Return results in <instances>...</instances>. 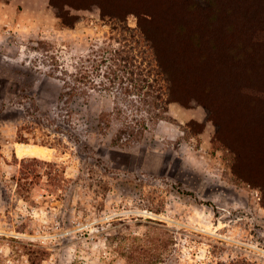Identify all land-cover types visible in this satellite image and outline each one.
Instances as JSON below:
<instances>
[{"label":"rangeland","instance_id":"obj_1","mask_svg":"<svg viewBox=\"0 0 264 264\" xmlns=\"http://www.w3.org/2000/svg\"><path fill=\"white\" fill-rule=\"evenodd\" d=\"M162 1L158 20L120 21L97 3L0 0V264H264V131L241 108L235 14L228 0ZM132 29L173 75L169 104L191 114L168 110L120 147L96 118L130 100L110 54L88 104L64 103L61 77L80 61L91 69L101 47L135 43Z\"/></svg>","mask_w":264,"mask_h":264},{"label":"trees","instance_id":"obj_2","mask_svg":"<svg viewBox=\"0 0 264 264\" xmlns=\"http://www.w3.org/2000/svg\"><path fill=\"white\" fill-rule=\"evenodd\" d=\"M51 1L60 8L64 4L81 8L88 3H97L104 17L120 21H124L123 14L125 12L142 13L150 21L160 19L153 9L155 7L153 1L155 0H147L145 4L140 6L141 11L139 12H136L137 9L135 11L124 10L122 7H128L127 0ZM162 2H164L162 6H165L168 1L163 0ZM215 2L218 4L217 0ZM236 2L237 6H235V0H228L222 5L232 10V14H235V26L240 28L241 108L255 115V126H259L264 131V0H236ZM174 4L172 3V5ZM59 17L66 24H71L68 23L69 21L63 13L59 12ZM234 23L232 20L227 27L234 30ZM125 27L122 29L126 30ZM127 29L129 30V28ZM139 33L142 34V37L132 29L130 36L135 43H118V46L112 50L101 47L97 50V54L100 53L102 59L98 62V59L95 58L94 62L91 63V69L85 68L87 64L80 61L73 65L75 67L74 72H67L65 73L66 76L61 77L63 89L60 98L62 101L68 105L76 98L81 97L87 99L88 104L90 97L93 96L92 92L101 91L100 87L103 85L101 79L96 76V71L99 70L102 62L107 60L103 52L107 51L110 54L109 60L114 65L108 66L109 73L113 79H116L119 78L116 70L119 69L122 72L123 77L120 80L127 83L125 93L128 98L130 96V100H128V106L126 105L125 108L115 104L110 110H100L96 114V118L99 134L102 137L108 136L110 131L115 129L109 137L110 142L120 147L131 146L135 140H140L145 131L148 130L149 123L168 112V105L172 101L169 99V95L172 94L175 87L173 75L160 60L157 46L152 37L148 36L144 30H140ZM231 34L233 35V32L229 33V37H227L228 43ZM138 36L144 39L146 43H138ZM118 65L120 67H117ZM114 66L116 69H113ZM113 94L114 97L117 96L115 93ZM114 102L116 103L115 100ZM66 110L68 113L66 120L69 121L73 118L74 111L70 108ZM139 111L142 112H140V117H137ZM242 120L245 122L248 121V118L244 115L241 117V122ZM91 134L96 133L92 132ZM261 136H264V133ZM55 165L57 163L52 164V166ZM259 174L262 179L264 172H259ZM18 185L21 186L20 180ZM126 258L129 263L130 255ZM132 258L134 257L131 256ZM138 259L141 260L140 257Z\"/></svg>","mask_w":264,"mask_h":264},{"label":"crops","instance_id":"obj_3","mask_svg":"<svg viewBox=\"0 0 264 264\" xmlns=\"http://www.w3.org/2000/svg\"><path fill=\"white\" fill-rule=\"evenodd\" d=\"M187 113L186 111H182L179 110L177 105L175 103H171L169 104V114H171V116L177 118L178 120H182L180 119L182 117L183 114ZM187 114H191V113H187ZM164 122V121H163ZM168 122V121H167ZM163 128H167L170 129V125L169 124H164Z\"/></svg>","mask_w":264,"mask_h":264}]
</instances>
